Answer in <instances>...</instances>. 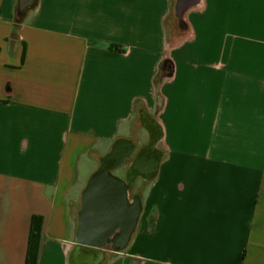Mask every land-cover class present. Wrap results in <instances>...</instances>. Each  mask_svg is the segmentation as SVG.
<instances>
[{
  "label": "crops",
  "instance_id": "obj_1",
  "mask_svg": "<svg viewBox=\"0 0 264 264\" xmlns=\"http://www.w3.org/2000/svg\"><path fill=\"white\" fill-rule=\"evenodd\" d=\"M176 3L0 0V264H264V0Z\"/></svg>",
  "mask_w": 264,
  "mask_h": 264
},
{
  "label": "water",
  "instance_id": "obj_2",
  "mask_svg": "<svg viewBox=\"0 0 264 264\" xmlns=\"http://www.w3.org/2000/svg\"><path fill=\"white\" fill-rule=\"evenodd\" d=\"M201 0H177L176 3V15L179 19V24L182 28H185L186 23L184 20L185 14L187 13L188 10H190L191 8L197 6L200 4ZM38 0H18V13H19V17L20 19H24L25 15L27 14V12H29L31 9L35 8V6L37 5ZM106 171L105 169H103L101 171V173L99 174V177H106ZM95 183L92 185L94 186ZM105 188L107 189V191L109 192L108 195L110 194V196L105 197L103 199L100 200V204L102 206V209H105V205L106 204H117L116 206L119 207L120 204V194L123 191V188H121L120 186L115 185L114 183H112L111 180H109L108 182H106L104 184ZM114 197H113V196ZM99 218H107L106 216L101 215ZM109 230H104V229H94V230H85L84 234L87 235H92L96 238H94L95 242H102L105 240V237L108 235Z\"/></svg>",
  "mask_w": 264,
  "mask_h": 264
},
{
  "label": "trees",
  "instance_id": "obj_3",
  "mask_svg": "<svg viewBox=\"0 0 264 264\" xmlns=\"http://www.w3.org/2000/svg\"><path fill=\"white\" fill-rule=\"evenodd\" d=\"M43 218L35 216L32 220L29 248L26 264H38L39 250L42 239Z\"/></svg>",
  "mask_w": 264,
  "mask_h": 264
}]
</instances>
